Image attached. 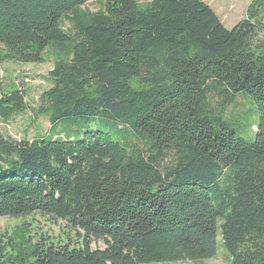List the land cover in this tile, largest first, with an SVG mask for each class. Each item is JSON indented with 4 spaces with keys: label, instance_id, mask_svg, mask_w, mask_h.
I'll use <instances>...</instances> for the list:
<instances>
[{
    "label": "trees",
    "instance_id": "1",
    "mask_svg": "<svg viewBox=\"0 0 264 264\" xmlns=\"http://www.w3.org/2000/svg\"><path fill=\"white\" fill-rule=\"evenodd\" d=\"M90 1L0 0V63L59 56L35 111L50 134H0V218L79 238L23 259L0 234V264L197 263L219 238L231 264H264V0L231 30L204 0ZM27 108L0 92L2 121Z\"/></svg>",
    "mask_w": 264,
    "mask_h": 264
},
{
    "label": "rangeland",
    "instance_id": "2",
    "mask_svg": "<svg viewBox=\"0 0 264 264\" xmlns=\"http://www.w3.org/2000/svg\"><path fill=\"white\" fill-rule=\"evenodd\" d=\"M150 0H139L141 5H145ZM218 15L225 28L233 29L240 21L246 18L247 10L253 0H204ZM104 9V3L95 0L87 3L82 9V13L95 14ZM65 29H69V23L64 24ZM1 50V47H0ZM59 56L53 51H48L45 54V61L41 64H18V63H0V92H8L14 88L24 90L27 96L28 108L26 112L15 116L9 122H4L0 118V134L12 139L20 141L23 139L32 141L38 135H49L51 128L48 119L44 117L38 118L35 116V111L40 108V96L43 91L49 88L47 81L49 72L53 68L54 61ZM239 105L230 110V113L238 114L240 109L245 106V102L238 101ZM249 110V107H247ZM254 122V116L249 114L248 119ZM68 129L65 125H59L58 130ZM245 129V139H250L252 133L248 130L247 122L241 127ZM60 136V133H56ZM254 135V133H253ZM81 134L75 136V140L79 141ZM0 234L12 238L15 241L17 249L15 253L21 250V254L25 255L23 259L28 258L29 243L44 242L45 244H73L79 238L76 232L72 231L66 222L61 220H52L49 217H44L38 214L26 216L22 218H0ZM43 239V240H42ZM45 239V240H44ZM7 243H10L7 240ZM221 239L219 238V253L208 261L197 263L181 262V263H166V264H231V260L226 252L221 247ZM93 249H104L105 245L102 241H93ZM10 252L12 251L9 247ZM13 252V251H12ZM31 260H29L30 262ZM165 264V263H159Z\"/></svg>",
    "mask_w": 264,
    "mask_h": 264
}]
</instances>
